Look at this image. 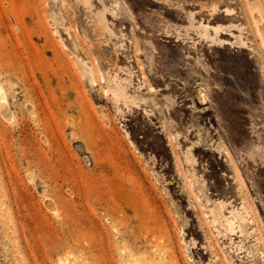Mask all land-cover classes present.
<instances>
[{
	"label": "rangeland",
	"instance_id": "obj_1",
	"mask_svg": "<svg viewBox=\"0 0 264 264\" xmlns=\"http://www.w3.org/2000/svg\"><path fill=\"white\" fill-rule=\"evenodd\" d=\"M0 264H264V0H0Z\"/></svg>",
	"mask_w": 264,
	"mask_h": 264
}]
</instances>
